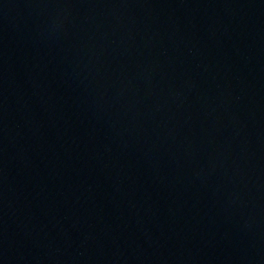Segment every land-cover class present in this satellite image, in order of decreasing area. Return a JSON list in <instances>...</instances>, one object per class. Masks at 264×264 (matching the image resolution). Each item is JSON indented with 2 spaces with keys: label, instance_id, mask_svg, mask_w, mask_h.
<instances>
[{
  "label": "water",
  "instance_id": "water-1",
  "mask_svg": "<svg viewBox=\"0 0 264 264\" xmlns=\"http://www.w3.org/2000/svg\"><path fill=\"white\" fill-rule=\"evenodd\" d=\"M0 264H264V0H0Z\"/></svg>",
  "mask_w": 264,
  "mask_h": 264
}]
</instances>
